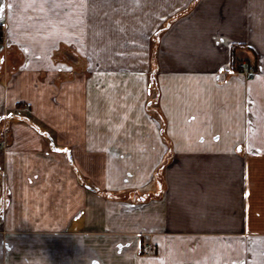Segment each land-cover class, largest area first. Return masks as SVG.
I'll return each instance as SVG.
<instances>
[{
	"label": "crops",
	"instance_id": "1",
	"mask_svg": "<svg viewBox=\"0 0 264 264\" xmlns=\"http://www.w3.org/2000/svg\"><path fill=\"white\" fill-rule=\"evenodd\" d=\"M0 8V264H264V0Z\"/></svg>",
	"mask_w": 264,
	"mask_h": 264
},
{
	"label": "rangeland",
	"instance_id": "2",
	"mask_svg": "<svg viewBox=\"0 0 264 264\" xmlns=\"http://www.w3.org/2000/svg\"><path fill=\"white\" fill-rule=\"evenodd\" d=\"M65 48V47H64ZM63 47L59 48V52L57 51V55H56V58H55V63L57 64V67L59 69H64V65L63 64H69L68 61H70L73 56H75L71 51H69V49H64ZM73 54V56H72ZM77 58H79L77 55L75 56ZM75 61V60H74ZM243 62V61H242ZM241 62V64H242ZM250 62L246 63L248 65H251L249 64ZM246 64H244L242 67H240L239 69V74H242V71H243V68L244 66H246ZM68 66V65H67ZM73 67V65L70 64L69 67ZM67 67V69L72 72L73 74H76L78 71H81L83 69L80 68L79 64L77 65H74V67L72 68H69ZM66 68V67H65ZM257 72V69L255 71V73ZM158 90V88H157ZM157 91L156 90H152V93H156ZM152 101H150L148 104H151ZM155 104V100H154V103ZM159 105V102L157 103V106ZM157 106L156 104L155 105H149L148 106V109H147V112L149 113L150 117L158 124H160L161 127L164 126L165 128V121L164 119L162 118V116L158 113L157 111ZM162 170V168H161ZM142 177H144V174H142ZM149 190H148V187H143L142 189H139V197L143 198L145 197L147 194H148Z\"/></svg>",
	"mask_w": 264,
	"mask_h": 264
},
{
	"label": "built area",
	"instance_id": "3",
	"mask_svg": "<svg viewBox=\"0 0 264 264\" xmlns=\"http://www.w3.org/2000/svg\"><path fill=\"white\" fill-rule=\"evenodd\" d=\"M255 71H256V67L253 64L251 65L246 64V66H244L243 68L242 74H244L246 78L248 77L250 78L255 74Z\"/></svg>",
	"mask_w": 264,
	"mask_h": 264
},
{
	"label": "snow or ice",
	"instance_id": "4",
	"mask_svg": "<svg viewBox=\"0 0 264 264\" xmlns=\"http://www.w3.org/2000/svg\"><path fill=\"white\" fill-rule=\"evenodd\" d=\"M2 14H3V9L0 8V16H2ZM55 151H57V152H61V151H63V152H68L67 149H59V148H55Z\"/></svg>",
	"mask_w": 264,
	"mask_h": 264
},
{
	"label": "trees",
	"instance_id": "5",
	"mask_svg": "<svg viewBox=\"0 0 264 264\" xmlns=\"http://www.w3.org/2000/svg\"><path fill=\"white\" fill-rule=\"evenodd\" d=\"M3 36H4L3 27L0 26V37H1L0 42H1V43H3ZM107 195H108V196H111V195H109V194H107Z\"/></svg>",
	"mask_w": 264,
	"mask_h": 264
}]
</instances>
